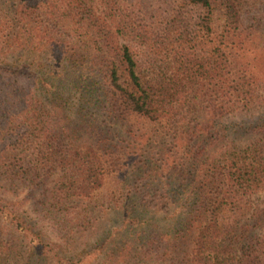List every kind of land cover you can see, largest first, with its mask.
<instances>
[{"label": "trees", "instance_id": "16d2710c", "mask_svg": "<svg viewBox=\"0 0 264 264\" xmlns=\"http://www.w3.org/2000/svg\"><path fill=\"white\" fill-rule=\"evenodd\" d=\"M0 6V264H264V0Z\"/></svg>", "mask_w": 264, "mask_h": 264}, {"label": "rangeland", "instance_id": "374dc122", "mask_svg": "<svg viewBox=\"0 0 264 264\" xmlns=\"http://www.w3.org/2000/svg\"><path fill=\"white\" fill-rule=\"evenodd\" d=\"M0 13L5 14L7 17L12 18V13L13 11L8 10L6 13L3 12L1 6H0ZM256 114H261L264 116V109L259 110V112H257ZM1 186H4V182L0 181V193H1ZM114 188V186L112 184H109L106 186V192L111 191ZM134 193L131 192V195H133ZM0 200H4L5 203H12V202H16L17 199H14L13 197H1L0 196ZM19 200V199H18ZM256 205L258 207H261L264 205V195L261 194L258 196L257 198V202ZM148 220H149V225H148V232H150V234H152L153 232H155V230H160L163 229L165 230V227L167 226V223L169 222V217H170V213L168 214H163V213H159V214H154V215H148ZM8 225V219L6 218H2L0 219V227H4ZM120 224H117L116 219L114 218V216L112 215H108L107 217L104 218V220L102 222H100L99 224V232L97 236H102L103 232H109L110 231H115L116 229H118L121 232ZM119 227V228H118ZM125 231H127L126 229H124Z\"/></svg>", "mask_w": 264, "mask_h": 264}]
</instances>
